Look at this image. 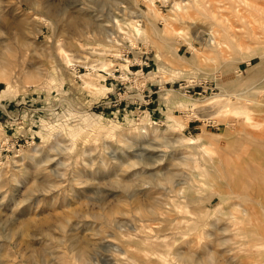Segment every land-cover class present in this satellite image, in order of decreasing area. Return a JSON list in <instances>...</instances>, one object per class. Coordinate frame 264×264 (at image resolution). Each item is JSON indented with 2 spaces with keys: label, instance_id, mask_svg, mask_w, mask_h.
I'll list each match as a JSON object with an SVG mask.
<instances>
[{
  "label": "rangeland",
  "instance_id": "374dc122",
  "mask_svg": "<svg viewBox=\"0 0 264 264\" xmlns=\"http://www.w3.org/2000/svg\"><path fill=\"white\" fill-rule=\"evenodd\" d=\"M0 264H264V0H0Z\"/></svg>",
  "mask_w": 264,
  "mask_h": 264
},
{
  "label": "crops",
  "instance_id": "0c3cea01",
  "mask_svg": "<svg viewBox=\"0 0 264 264\" xmlns=\"http://www.w3.org/2000/svg\"><path fill=\"white\" fill-rule=\"evenodd\" d=\"M191 124H193V123H189V126H191ZM192 127H193V128H195V127H196V125H194V124H193V125H192Z\"/></svg>",
  "mask_w": 264,
  "mask_h": 264
}]
</instances>
